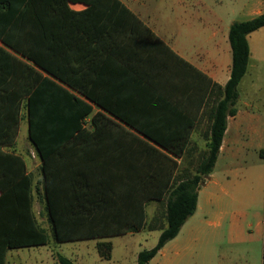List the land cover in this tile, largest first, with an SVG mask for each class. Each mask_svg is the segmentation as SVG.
<instances>
[{"label":"crops","instance_id":"crops-1","mask_svg":"<svg viewBox=\"0 0 264 264\" xmlns=\"http://www.w3.org/2000/svg\"><path fill=\"white\" fill-rule=\"evenodd\" d=\"M27 1L0 0V204L6 193L17 186L15 182L8 180L9 167L6 155L11 153L22 160L24 174L32 171L28 158L19 152L17 147L15 148L19 124L23 119L26 120L28 138L29 120L24 114L26 109L23 97L15 108L9 102V94L15 92V85L11 84V80L18 77V60L27 61L14 46L60 44V41L50 36V33L56 36V29L60 25L55 15H64L61 17L65 21L74 19L75 14L86 12L82 5L58 7L52 4L51 0H47L46 6L37 4L34 0L27 5ZM115 1L112 0L111 7L101 8L103 14H111L110 27L114 44L118 40L114 32L119 29H127L129 35L141 43L142 39L139 38L150 35L151 40H145L142 44L153 47V54L157 50L156 47H160L158 50H161L163 44L175 45L179 60L207 62L208 68L204 71L209 80L211 79L203 104L199 106L195 103L193 107H185L182 102L183 94L189 93L185 88L181 92L175 91L179 95L175 97L173 95L175 93H172L174 91L169 92L158 86L137 88L134 82L119 85L116 79L119 75L115 73L111 75V82L102 76L98 77L95 86L86 88L60 85L78 98L86 109L83 110L81 107L82 111L75 124L74 133L65 135L60 144L54 147L50 163H57L55 153L58 150H61L60 158L64 157V162L84 163L98 178L102 190L113 197L112 210L107 212L103 205L97 203V208L89 215V219L100 221L103 215L104 218L99 224L123 222L121 233H134L147 230L141 227L143 221L153 217L157 209L156 200L163 198L174 175L183 168V166L180 168L179 164L185 156L188 142L191 141L193 146L194 143L198 144L195 128L202 121L205 125L201 135L207 141L205 130L209 121L205 115V101L212 83L223 85L230 74L231 48L228 42V29L234 21L250 19L263 13L264 0H122L124 6L117 5ZM25 14H30L31 19H24ZM68 24L76 29L89 30L87 25L84 26L81 22L69 21ZM95 28H102V25ZM168 29L178 31L175 39L167 35L165 30ZM189 31L193 32V37H189ZM246 40L249 56L246 71L237 85L239 94L235 105L237 111L233 116L227 117L212 171L197 189L194 212L199 204L210 205L219 197H232L233 179L230 175H241L242 178L237 180V185L245 189L250 188V191H254L253 184L250 185V174L259 172L261 175L264 152H261L262 158L259 155L258 158L249 160L248 156L254 154L256 148L260 147L259 143L264 141V128L260 119L264 105L249 100L251 85L246 80L255 73L257 62L264 61V26L249 32ZM9 54L12 57H9ZM222 59L226 60V66L217 70L212 63ZM28 62L37 72L51 78L35 63L29 60ZM51 79L56 81L54 77ZM191 95V98L186 97L187 100L196 99L199 92L194 89ZM9 109L19 110L16 115L14 142L10 144L8 134L3 128L7 124ZM187 125H192V130L186 138L184 127ZM29 141L38 157L36 163L38 167L41 157L36 152L35 144ZM96 155L104 165L102 170L91 161V157ZM219 160L222 168L217 173L214 167ZM107 164L110 165L112 174L107 172ZM107 176L112 177V182ZM260 180L261 177L257 176L255 186L258 187ZM53 188L55 189L50 185L48 192L50 205L53 199L57 203ZM136 192H139V195ZM35 202L34 196L30 207L34 215ZM36 203L39 204V201ZM50 212L53 214L51 207ZM222 214L223 211L219 210L218 215ZM190 216L177 234L165 242L148 264H164L165 257L170 260L184 258V249L178 247L181 242L179 232ZM207 223L212 224L210 220ZM147 231H158V235L160 233L159 229ZM183 234L187 235L192 244L198 240L199 233Z\"/></svg>","mask_w":264,"mask_h":264},{"label":"rangeland","instance_id":"rangeland-1","mask_svg":"<svg viewBox=\"0 0 264 264\" xmlns=\"http://www.w3.org/2000/svg\"><path fill=\"white\" fill-rule=\"evenodd\" d=\"M39 1L34 0L37 4L46 6L47 0ZM51 2L58 7L82 5L86 8L84 14H75L72 20L66 19L64 21L61 17L64 15H55L57 22L63 24L61 23L56 29L59 37L57 41H60V44L56 45L60 47L61 58L57 61L54 60V67L56 69L66 68V75L70 77L73 84L57 78L56 83L86 88L87 86H95L98 77L102 76L111 82V75L115 73L119 75L116 77L119 85H128L130 82H134L137 88L158 86L167 89L169 92L174 91L172 93L181 92L185 88L189 92L183 94L184 101L182 102L185 107H193L195 103L199 106L203 104L211 83V79L209 80L204 71L205 68H208L207 62L179 60L175 45L163 44L161 50H158L160 47H156L157 50L153 54V47L142 44L145 40H151L150 35L146 38H139L142 39L141 43L133 39L127 29H119L114 32V36L118 37L114 44L110 27L111 14L106 15L101 12V8L104 6L111 7L113 5L112 0H51ZM114 3L125 5L122 0H116ZM69 21L72 23L81 22L84 26L87 25L89 30L76 29L73 25L71 27L68 24ZM97 25H102V28H95L98 27ZM165 32L175 39L178 31L168 29ZM189 34V37L194 36L192 31H189ZM200 34H202L201 31ZM194 40L196 39L194 38ZM19 48L25 50L23 45H19ZM9 57L12 56L9 54ZM75 57H78L77 60ZM226 63V60L222 59L212 64L217 70H220L226 66ZM21 65L19 64V74H22L23 70L20 69ZM50 77L53 78L51 75ZM21 78L22 76L19 75L18 81ZM246 81L251 85L249 100L264 105V61L257 62L255 73ZM23 89L20 81L16 87L17 94H20ZM194 89L199 92V97L194 99L196 101L187 100L186 97H192L191 93ZM173 95L179 96L178 93ZM179 100L181 101V99ZM260 119L264 128V110L263 113L261 111ZM204 125L205 122L202 121L195 128L197 145L194 143L193 146L191 141L186 145L185 141L187 148H185V156L180 160V168L183 166V168L193 171L197 158L206 150V141L201 135ZM191 130L192 125L184 127L186 138ZM65 132L70 133V131ZM26 134L27 122L23 119L19 124L15 148L17 147V150L28 158L34 179L39 180L41 174L36 166L38 157ZM38 140L47 150L48 143L41 133ZM259 144L260 147L256 148L255 153L249 154V160L258 158L259 155L262 158L261 152H264V141ZM60 151L55 153V157L58 158L57 163H48L47 166L50 185L55 187L53 192L56 195L57 203L53 199L52 208L59 225L58 240L49 235L48 241L42 240L39 244L8 248L0 259V264H58L54 252H60L69 257L74 264H136L137 252L143 248L152 247L157 240L158 231L144 230L134 233H121L123 222L115 221V226H119L118 233L97 237H92V235L98 233H80L84 232L83 228H80L81 223L82 227L85 223L101 225L99 223L102 222L103 215L100 221L90 220L89 215L95 212L98 204L103 205L107 212L112 210L113 197L102 190L98 178L87 169L84 163H66L64 157L63 159L60 158V156L62 157ZM91 161L101 170L104 167L98 155L91 157ZM262 164L261 175L259 172L250 174V185L253 184L254 191H250V188L239 187L237 180H240L242 176L232 174L230 175V178L233 179L231 198L219 197L210 205L202 206L199 204L198 209L188 218L179 232L181 233V242L178 247L184 249V258L182 260H170L165 257L164 264H264V159H262ZM214 168L219 173L222 168L221 160L217 162ZM107 172L112 174L109 164H107ZM257 176L261 177L258 187L255 186ZM107 179L112 182L111 176H107ZM136 194L139 195V192ZM35 201L38 202L36 196ZM156 201H158L156 210L159 211L162 203L160 200ZM36 202L34 204L35 216L40 225L48 230L49 225L46 221L42 202L40 201L39 204ZM38 210L39 212H37ZM219 210L223 211L222 216L218 215ZM206 220H210L212 224L207 223ZM86 228L91 232L100 231V226H95L92 229L86 226ZM183 233H199L197 242L192 244L187 235L185 236ZM31 234L27 238L28 241L37 242L42 239L36 233ZM86 234L88 237L85 236ZM105 240L111 242L109 258H105L96 247L98 241ZM102 249L103 253L108 252L105 247Z\"/></svg>","mask_w":264,"mask_h":264},{"label":"trees","instance_id":"trees-1","mask_svg":"<svg viewBox=\"0 0 264 264\" xmlns=\"http://www.w3.org/2000/svg\"><path fill=\"white\" fill-rule=\"evenodd\" d=\"M29 3H32V1L28 0L27 5ZM19 16L21 17V14ZM24 19H31V15L25 14ZM58 23L61 24L62 22ZM261 26H264V12L250 19L234 21L230 25L228 29V42L231 48L229 78L223 85L213 82L205 101V115L209 121L205 130L207 138L206 150L197 158L193 171L181 168L179 173L174 175L171 184L160 200V203H162L161 209L159 211L156 210L157 212L155 211L151 219L143 221L141 225L143 229H159L160 233L152 247L143 248L137 252L136 264H148V261L159 251L165 242L177 234L187 217L194 212L197 189L212 171L223 132L226 128L227 117L233 116L237 111L235 106L239 96L237 85L246 71L249 56L246 35ZM50 36L58 40V33H56V36L50 33ZM44 38L47 37L44 36ZM23 46L25 50L23 48L20 49L19 46H14L27 61L20 62L18 60V65L22 64L20 67L23 70L22 74H19L18 70V77L11 80V84L15 85V92L9 94V102L15 108L16 104L21 101L20 98H24V107L26 109L24 114L29 120L28 138L35 144L36 152L41 157V163L38 166L41 177L39 180H35L32 171L24 174L25 167L22 160L11 153L6 155L9 167L8 180L15 182L17 186L12 187L6 193L4 200L0 204V259L8 248L39 244L42 240L48 241L49 235L51 238L58 240V221L56 220L52 203L50 205L48 202L50 180L47 174V166L50 163V155L54 153V147L60 144L61 139L65 135L74 133L75 124L82 111L81 107H83V110L86 109L78 98H75L71 93L64 90L62 86L48 76L43 75L42 72H37L34 66L28 62L29 60L35 63L44 72L58 80L73 84L70 77L66 75V68L61 67L60 69H56L54 67V60L57 61L61 58L60 47L56 44L49 46L28 44ZM77 58L75 59L77 60ZM19 75L22 76L20 81L24 89L21 90L20 94H17L16 87L20 83L18 81ZM73 81L76 80L73 79ZM7 112V124L3 128L8 134V142L10 144L14 142L16 115L19 110L9 109ZM65 131H70V133H66ZM40 133L48 143L47 150L44 149L38 140ZM57 135L58 137H56ZM34 196H36L39 202H42L46 221L49 225L48 230L40 225L37 217L31 212L30 207ZM50 207L53 214L50 212ZM86 226H89L90 229L100 226V231H88ZM80 228L84 230V232L80 233H98L92 235V237L112 235V232L118 231L114 229L116 228L115 223L111 222L101 225L85 223L84 227H82L81 223ZM33 233L40 235L42 239L37 242L28 241L29 234L33 235ZM85 236L88 237L87 234ZM96 247L105 258L110 257V241H98ZM103 247L108 252L103 253ZM54 257L58 264H74L69 257L60 252H54Z\"/></svg>","mask_w":264,"mask_h":264}]
</instances>
